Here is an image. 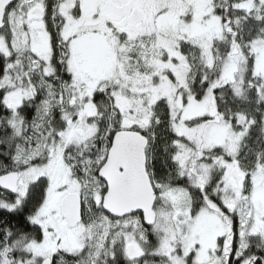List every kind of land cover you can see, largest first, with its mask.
<instances>
[{"label":"snow or ice","instance_id":"obj_1","mask_svg":"<svg viewBox=\"0 0 264 264\" xmlns=\"http://www.w3.org/2000/svg\"><path fill=\"white\" fill-rule=\"evenodd\" d=\"M0 264H264V0H0Z\"/></svg>","mask_w":264,"mask_h":264}]
</instances>
